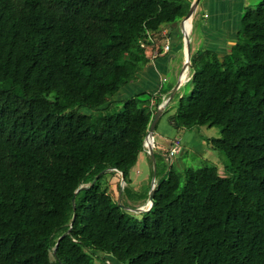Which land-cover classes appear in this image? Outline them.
Here are the masks:
<instances>
[{
  "label": "trees",
  "instance_id": "obj_1",
  "mask_svg": "<svg viewBox=\"0 0 264 264\" xmlns=\"http://www.w3.org/2000/svg\"><path fill=\"white\" fill-rule=\"evenodd\" d=\"M191 2L0 0V264H264V0L223 54L191 50L189 92L162 114L218 127L226 174L154 147L153 201L134 210L151 184L130 169L172 85L113 98Z\"/></svg>",
  "mask_w": 264,
  "mask_h": 264
},
{
  "label": "rangeland",
  "instance_id": "obj_2",
  "mask_svg": "<svg viewBox=\"0 0 264 264\" xmlns=\"http://www.w3.org/2000/svg\"><path fill=\"white\" fill-rule=\"evenodd\" d=\"M206 0H200L199 4L197 5L193 16H192V28L189 33L191 47L193 49L200 48V42L204 37V30L203 26L207 22L217 23L219 21H216L215 17L208 18V14L205 15L206 12L209 11V7L204 5ZM262 0H244V5L242 9L235 10L237 12H243L247 7L255 8ZM237 15V14H236ZM182 21V18L178 21L180 24ZM217 25L215 24L213 28H216ZM222 28V27H219ZM164 42V40L162 41ZM184 64V52L182 50L175 51V56L170 61L171 69L167 72V77L165 80H163V87L169 88L171 84L175 83L177 72L180 71ZM183 79H188V69L186 70V75ZM174 89V86L172 90ZM136 89H133V92L131 94H135ZM147 91V90H143ZM189 88L188 86H181V89L178 91L179 93H188ZM146 93L145 95H141V98L148 97ZM125 95L126 96H129ZM121 95H115L113 99H121ZM123 97V98H124ZM177 98L174 99V104L176 102ZM119 103V102H116ZM173 104V105H174ZM173 111V110H172ZM172 111L168 112L164 115L163 118H166L168 120V114ZM171 133L169 137H167V141L170 142L169 145H159V150L162 153H165L166 151H170V148L175 145V138L173 136H177V138H184V141L188 143L187 147H185V150L181 152V150L177 151L175 154L170 156V160L173 162H176L181 167H199L204 164H212L216 165L218 167V170L220 174H226L225 171V164L228 162V159L226 155L219 150H215L211 148L208 140L209 138L218 137L220 135V129L216 126H195L194 128L190 130H177L172 126ZM155 134V133H154ZM149 143V142H148ZM146 141V144H148ZM154 147H157L156 141L154 142ZM186 144V143H185ZM180 149L182 148V145H179ZM151 156L147 152V150H142L139 152L138 158L136 163L133 165V167L130 169V178L132 180V185L135 189L142 190L144 189L148 184L152 183L153 178V162H151ZM159 165L162 164L161 160L158 161ZM170 161H167V164H169ZM111 178V177H110ZM119 185L121 188V179L120 182L118 179L113 180L111 184V192L116 197H118L119 194ZM122 208L124 207V204L121 203ZM141 207L147 208L148 202H145ZM129 209V208H127ZM125 209V210H127ZM129 211H133L132 209H129ZM138 216H140L139 212L137 213ZM94 264H102L96 257L93 258Z\"/></svg>",
  "mask_w": 264,
  "mask_h": 264
},
{
  "label": "crops",
  "instance_id": "obj_3",
  "mask_svg": "<svg viewBox=\"0 0 264 264\" xmlns=\"http://www.w3.org/2000/svg\"><path fill=\"white\" fill-rule=\"evenodd\" d=\"M204 5L209 7V11L206 12L205 15L208 14V18L215 17L216 21L219 22L215 23L217 25L216 28H213L215 24L212 22H207L203 26L204 37L200 42V48L212 49L223 54L229 43L236 38L242 13L237 11L244 8V0H206ZM165 31L169 36L162 44V51L157 56L153 57L152 61L138 72L135 81L125 85L121 89L117 94L121 95V98L128 94L132 95L131 93L133 92V89H136V92L148 90L157 93L163 86V80L167 77V72L171 69L170 61L175 56V51L182 50L184 52L185 60L184 36L180 24L175 23L174 25L165 28ZM167 42H169L170 48L165 50V44ZM180 73L181 70L177 72L175 83L171 84L172 88L178 82ZM189 74L190 70L188 69V78ZM186 80L187 79L182 78L180 87L185 84ZM171 113H169L168 116H170ZM163 117L164 116H161L154 132L155 134L160 135V139L157 141V149L160 148L159 145H169L170 142H168L166 138L172 135V125L169 121V117L168 120ZM173 138H177V136H173ZM177 139L179 144L182 145L180 150L183 152L188 143L187 141H184V138Z\"/></svg>",
  "mask_w": 264,
  "mask_h": 264
},
{
  "label": "water",
  "instance_id": "obj_4",
  "mask_svg": "<svg viewBox=\"0 0 264 264\" xmlns=\"http://www.w3.org/2000/svg\"><path fill=\"white\" fill-rule=\"evenodd\" d=\"M199 1L200 0H192L188 13L182 18V21L180 23L181 31H182L183 36H184L185 60H184L183 67L181 69L179 80L176 83V85L174 86V89L171 91L170 95L164 100V102H162L159 105L157 111L155 112V114H154V116L152 118V121L150 123V126H149V129H148V132H147V135H146L145 139H147L148 137H152L154 141H159L160 135L154 134L155 127H156L157 123L159 122V120H160V118H161V116L163 114V111L165 110L166 106L169 104L170 100L172 99V97L174 96V94L176 93L178 88L180 87V84H181V81H182V73H183V71L190 68V56H191L192 47H191L189 33H187L184 30L183 22L187 18H190L192 20L193 13H194L197 5L199 4ZM191 28H192V21H191ZM147 146H148V153L151 156V159H152V162H153V167H154L152 183H151V187H150L149 195H148V202H149V207H150L151 204H152V201H153V193L155 191V187H156V184H157V182H156V159H155V153H154V146L152 144H149ZM124 184H125V180H124V177L122 175L121 176V188H123ZM120 196H121V190L119 191V194H118V197H117L118 201H120ZM73 203H74V201H73ZM124 207L132 209L129 206H126V205H124ZM148 208H143V207L140 206L138 208H135L134 210L142 211V210H146ZM54 253H55V251H54Z\"/></svg>",
  "mask_w": 264,
  "mask_h": 264
},
{
  "label": "bare ground",
  "instance_id": "obj_5",
  "mask_svg": "<svg viewBox=\"0 0 264 264\" xmlns=\"http://www.w3.org/2000/svg\"><path fill=\"white\" fill-rule=\"evenodd\" d=\"M183 27H184V30L187 32V33H190V30H191V19L190 18H187L184 20L183 22ZM186 75V70L183 71L182 73V78H184V76ZM147 141V145L149 144H152L153 143V138L152 137H148L147 139H145V142Z\"/></svg>",
  "mask_w": 264,
  "mask_h": 264
},
{
  "label": "built area",
  "instance_id": "obj_6",
  "mask_svg": "<svg viewBox=\"0 0 264 264\" xmlns=\"http://www.w3.org/2000/svg\"><path fill=\"white\" fill-rule=\"evenodd\" d=\"M192 21V20H191ZM164 32H166V31H164ZM170 48V44H169V42H167L166 44H165V50H168ZM155 141L153 140V143H152V145L154 146V143ZM179 141H178V139H176L175 140V145L170 149V155H173V154H175L177 151H179L180 150V147H179ZM145 147H146V150H147V152H148V146H147V144H146V142H145ZM148 207H149V202H148ZM147 207V208H148ZM109 262V261H108Z\"/></svg>",
  "mask_w": 264,
  "mask_h": 264
}]
</instances>
